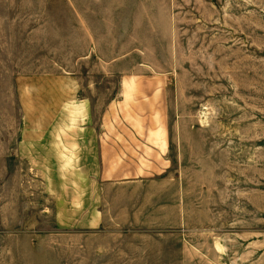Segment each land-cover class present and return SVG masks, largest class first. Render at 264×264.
<instances>
[{"label":"rangeland","instance_id":"1","mask_svg":"<svg viewBox=\"0 0 264 264\" xmlns=\"http://www.w3.org/2000/svg\"><path fill=\"white\" fill-rule=\"evenodd\" d=\"M125 7L102 61L0 84V264H264V0ZM166 174L178 256H96L112 186Z\"/></svg>","mask_w":264,"mask_h":264},{"label":"crops","instance_id":"2","mask_svg":"<svg viewBox=\"0 0 264 264\" xmlns=\"http://www.w3.org/2000/svg\"><path fill=\"white\" fill-rule=\"evenodd\" d=\"M145 4L150 0H0V84L18 83L16 75L24 68L102 61L104 37H112L113 22L114 36L122 21V35L129 38L132 14L125 6ZM141 19L144 30V14ZM20 129L14 127V137L22 142ZM4 142L0 131V147L6 148ZM0 158L6 163L7 153ZM121 180L125 182L109 191L110 203L103 205L110 219L103 221V239L94 241L95 255L178 256L172 232L185 227V196L194 186L170 174ZM178 244L181 250L183 244Z\"/></svg>","mask_w":264,"mask_h":264}]
</instances>
